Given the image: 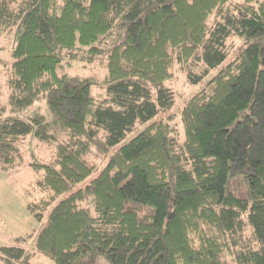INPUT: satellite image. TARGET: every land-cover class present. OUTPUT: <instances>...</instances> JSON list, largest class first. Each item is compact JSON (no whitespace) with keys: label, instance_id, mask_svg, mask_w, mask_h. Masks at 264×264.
Returning a JSON list of instances; mask_svg holds the SVG:
<instances>
[{"label":"trees","instance_id":"16d2710c","mask_svg":"<svg viewBox=\"0 0 264 264\" xmlns=\"http://www.w3.org/2000/svg\"><path fill=\"white\" fill-rule=\"evenodd\" d=\"M229 2L0 0L12 112L46 100L54 117L0 107V163L18 166L30 135L55 147L30 163L46 195L28 204L39 222L49 209L35 249L54 264H264V0ZM235 36L245 46L232 56ZM101 55V99L95 79L59 72ZM176 64L191 85L210 76L179 112L183 135ZM94 149L107 154L99 170ZM25 241L0 259L32 264Z\"/></svg>","mask_w":264,"mask_h":264},{"label":"rangeland","instance_id":"374dc122","mask_svg":"<svg viewBox=\"0 0 264 264\" xmlns=\"http://www.w3.org/2000/svg\"><path fill=\"white\" fill-rule=\"evenodd\" d=\"M243 1L230 0L229 4L235 5ZM226 44L227 49L232 53L231 55L235 56L245 46V38L239 36L231 37ZM13 46V34L3 33L0 36V107L6 109L4 115H13L26 120L36 115H42L47 122L53 121L54 117L46 100L40 101L26 109L12 112V107L9 103L10 88L7 80L13 62L11 57ZM102 48L104 50L111 48V40L105 43ZM104 60L101 55L93 64L63 62L59 66V72L81 78L89 77L95 79L97 84L93 85L92 94L101 99L106 95V90L102 86L107 74ZM222 66L223 64L218 65L216 69L211 71L210 75L217 72ZM203 70L204 67H200L196 72L200 73ZM173 75V78L167 82V86L176 95L175 106L172 108L171 113L175 114L174 124L183 135L179 112L194 93L205 87L210 76L208 77V74L199 83L191 85L187 80L185 71L179 64L174 66ZM62 137L65 138V136ZM54 155V146L40 143L30 135L22 145L18 166L4 169L0 163V246L15 245L17 238H25L26 241L20 244L28 253L33 255L32 264H54V261L48 255L39 253L35 249V236L40 227L46 222L49 209L44 212L43 222L37 221L28 210L29 203H37L46 195L39 191L37 187L39 177L30 167V163L33 161L49 163L54 158ZM88 160L99 170L106 163L107 154L103 155L94 149L88 156ZM96 175L93 174L87 181H90ZM58 200L59 198L54 203ZM0 264H5L4 260L0 259Z\"/></svg>","mask_w":264,"mask_h":264}]
</instances>
